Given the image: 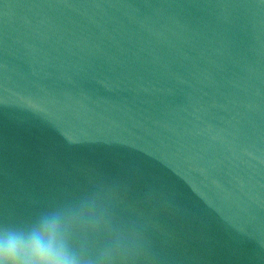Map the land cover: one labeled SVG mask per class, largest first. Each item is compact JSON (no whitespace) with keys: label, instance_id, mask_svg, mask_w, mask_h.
<instances>
[{"label":"water","instance_id":"water-1","mask_svg":"<svg viewBox=\"0 0 264 264\" xmlns=\"http://www.w3.org/2000/svg\"><path fill=\"white\" fill-rule=\"evenodd\" d=\"M53 208L117 264H264V0H0V224Z\"/></svg>","mask_w":264,"mask_h":264},{"label":"clouds","instance_id":"clouds-1","mask_svg":"<svg viewBox=\"0 0 264 264\" xmlns=\"http://www.w3.org/2000/svg\"><path fill=\"white\" fill-rule=\"evenodd\" d=\"M74 218L72 209L53 208L26 226L0 224V264H117L123 256L119 246L95 256L73 247L67 222Z\"/></svg>","mask_w":264,"mask_h":264}]
</instances>
